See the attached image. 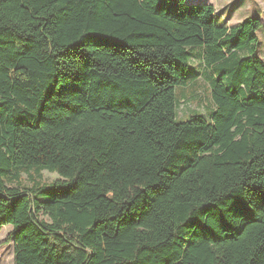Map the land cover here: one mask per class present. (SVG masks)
I'll return each instance as SVG.
<instances>
[{"label":"trees","instance_id":"obj_1","mask_svg":"<svg viewBox=\"0 0 264 264\" xmlns=\"http://www.w3.org/2000/svg\"><path fill=\"white\" fill-rule=\"evenodd\" d=\"M215 17L186 0H0L13 264H264L260 22ZM201 78L212 108L177 122L174 88Z\"/></svg>","mask_w":264,"mask_h":264},{"label":"rangeland","instance_id":"obj_2","mask_svg":"<svg viewBox=\"0 0 264 264\" xmlns=\"http://www.w3.org/2000/svg\"><path fill=\"white\" fill-rule=\"evenodd\" d=\"M188 2H205L211 4L216 12V20L223 21L231 27L240 23L245 18H256L260 22L258 29L257 50L264 61V0H186ZM175 98L178 102L176 109V121H184L190 113H198L207 116V111L212 108L209 85L201 78L190 87H175ZM58 177L47 171H41L40 180L46 183L53 182ZM26 182V176H22ZM10 227H4L0 231V264H13V243L8 240Z\"/></svg>","mask_w":264,"mask_h":264}]
</instances>
